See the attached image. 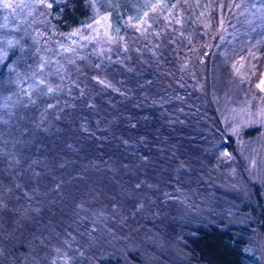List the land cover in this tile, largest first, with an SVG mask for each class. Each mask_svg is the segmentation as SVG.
I'll use <instances>...</instances> for the list:
<instances>
[{
	"label": "trees",
	"instance_id": "1",
	"mask_svg": "<svg viewBox=\"0 0 264 264\" xmlns=\"http://www.w3.org/2000/svg\"><path fill=\"white\" fill-rule=\"evenodd\" d=\"M114 1L50 2L41 35L47 43L40 46L53 45L51 29L59 35L88 24L94 3H109L112 15L118 17L138 13L158 0ZM173 1L181 23L162 34L165 42L155 48V33L147 39L125 33L122 64L111 54L115 61L107 60L103 71L84 53H68V59L55 49L43 62L33 39L23 43L21 64L12 66L10 60L18 51L0 63V264H65L60 248L66 243L88 252L87 240L95 235L92 227L97 228L101 219L128 217L137 203L155 193L146 189L147 182L167 179L169 166L182 159L184 149L197 150L199 135L189 131L190 124H181L186 111L193 109L186 105L182 116L174 110L190 94L189 88L178 87L176 64L190 55L191 48L195 54V44L202 51L210 48L204 46L203 37L197 42L187 38L194 26L188 20L194 0H184L186 5L182 0H160L159 16L162 7ZM214 10L219 13L225 7ZM112 19L117 30L119 22ZM177 34L194 45L186 47L188 52ZM173 39L176 46L169 45ZM24 68L35 77L23 76ZM97 73L105 80L103 88ZM24 77H38L45 89L50 84L48 90L57 98L43 90L28 91L22 84ZM73 77L82 81L81 94L77 88L66 92ZM207 109L220 128L210 101ZM193 234L182 246L187 255L184 264H252L243 241L228 230L207 226Z\"/></svg>",
	"mask_w": 264,
	"mask_h": 264
},
{
	"label": "rangeland",
	"instance_id": "2",
	"mask_svg": "<svg viewBox=\"0 0 264 264\" xmlns=\"http://www.w3.org/2000/svg\"><path fill=\"white\" fill-rule=\"evenodd\" d=\"M63 1L0 0V63L18 51L19 55L10 60L12 66L13 62L16 66L21 64L23 43L33 39L43 62L52 57L55 49L68 55V59V53H84L88 58L92 56L98 62L97 69L103 71L107 60L115 61L113 57L122 64L125 33L131 38L134 35L146 39L155 33L157 48L165 42V37L160 38L162 34L181 23L175 1L162 7L161 17L160 0L138 13H120L118 17L112 15L109 3H94V15L88 24L59 35L49 30L54 46L42 49L40 45L47 43L41 37L46 28V11L50 2ZM192 4L188 20L194 26L188 30L187 38L197 42L203 37L204 46L210 49L202 51L195 44V54L192 48L188 52L186 47L193 44L184 38L185 43L177 34L190 55L177 62L176 80L178 87L189 88L190 94L189 100H181L183 104L174 110L182 116L187 106L193 109L186 111L181 124H190L189 131L199 135L195 138L200 141L197 150L184 149L187 152L182 159L169 166L171 175L167 179L147 182L146 189L155 193L137 203L128 217L101 219L97 228L92 227L95 235L87 240L88 252L85 247L71 248V243L62 246L65 264L74 260L78 264H184L187 255L182 246L186 239L194 236L195 229L207 226L239 237L251 263L264 264V0H194ZM221 5L225 10L216 13L214 9ZM211 9L213 13L209 12ZM112 17L119 22L117 30ZM177 44L174 39L169 43ZM133 51L139 54L140 50ZM29 71L24 68L23 76L34 78ZM50 74L48 71L45 76ZM95 78L100 81V88L105 87L101 74ZM24 79L22 84L28 91L43 90L51 98L57 96H52L48 90L51 85L47 83L45 89L38 77ZM81 83L76 77L71 78L66 92L77 88L81 94ZM207 101L214 106L220 128L210 119Z\"/></svg>",
	"mask_w": 264,
	"mask_h": 264
}]
</instances>
